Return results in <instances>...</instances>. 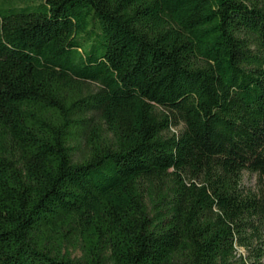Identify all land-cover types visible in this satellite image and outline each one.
I'll return each mask as SVG.
<instances>
[{
  "label": "trees",
  "instance_id": "trees-1",
  "mask_svg": "<svg viewBox=\"0 0 264 264\" xmlns=\"http://www.w3.org/2000/svg\"><path fill=\"white\" fill-rule=\"evenodd\" d=\"M263 258L264 0H0V264Z\"/></svg>",
  "mask_w": 264,
  "mask_h": 264
},
{
  "label": "rangeland",
  "instance_id": "rangeland-1",
  "mask_svg": "<svg viewBox=\"0 0 264 264\" xmlns=\"http://www.w3.org/2000/svg\"><path fill=\"white\" fill-rule=\"evenodd\" d=\"M256 182H257V176L255 173H250L247 171L243 172L242 184L244 186H247V187H250L256 190V187H257ZM263 263H264V258H263Z\"/></svg>",
  "mask_w": 264,
  "mask_h": 264
}]
</instances>
